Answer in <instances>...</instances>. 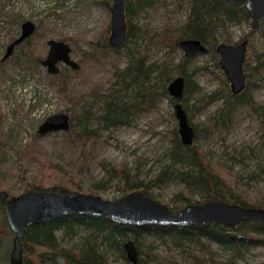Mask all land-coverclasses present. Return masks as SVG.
I'll return each instance as SVG.
<instances>
[{
    "label": "rangeland",
    "instance_id": "rangeland-1",
    "mask_svg": "<svg viewBox=\"0 0 264 264\" xmlns=\"http://www.w3.org/2000/svg\"><path fill=\"white\" fill-rule=\"evenodd\" d=\"M135 1L127 0V3L136 8ZM161 2L150 9L137 8L138 12L129 19L134 32L132 40L119 51H113L109 45L101 46L111 33L112 22L111 11L103 0H0V13L7 11L5 19L0 15V61L8 43L18 37L21 23L31 19L37 24L30 42L19 45L0 63V189H7L13 195L24 192L25 178L21 170L24 167L43 169L46 163H51L70 170L79 179L81 191L93 190L92 193L102 198L114 200L128 191L123 176L112 168L126 166L132 179L150 184L151 196L176 211L186 204V200H182L186 195L189 203L202 201L200 195L189 194L181 182H154L162 164L168 163L173 130L178 128L175 106L168 97L158 99L154 107L134 115L129 124L100 129V135L77 137L72 132H38L44 119L56 112H68L73 122L74 115L85 110L101 114L105 103L103 95L117 87L116 73L127 66L128 47L137 45L138 52L146 54L149 62L169 56L177 62L184 56L180 48L168 49L171 52L168 53L159 40L167 32L172 36L178 33L177 28L187 19L189 0H166V5ZM248 22L227 26L219 35L237 43L250 29ZM259 24L249 37L244 67L248 92L256 107L240 105L226 128L210 127L211 115L220 106L229 82L216 64L218 55L209 52L196 54L186 63L188 73L197 67L193 75L197 88L185 105L190 123L197 128L195 144L207 160L224 166L218 170L234 185L233 191L255 206L264 205V172L258 171L256 179H249L244 167L258 165L264 170V125L261 124L264 120V64L261 57L258 58L264 21ZM151 36L153 39L148 40ZM52 37L65 39L72 45L71 56L79 62L80 68L74 70L60 63L61 72L53 74L41 64L24 69L25 59L33 53L39 57L46 55L47 41ZM213 91L219 94L216 100L205 102ZM91 124L98 123L92 120ZM11 233L4 207L0 206V264H10L9 258L2 257L8 246L11 249ZM59 240L60 246L67 249L78 242V238L71 237ZM142 244L140 255L144 264H264V245L236 257L214 243L200 247L187 241L178 246L149 237L143 239ZM111 254L110 263L122 264L117 254Z\"/></svg>",
    "mask_w": 264,
    "mask_h": 264
},
{
    "label": "trees",
    "instance_id": "trees-1",
    "mask_svg": "<svg viewBox=\"0 0 264 264\" xmlns=\"http://www.w3.org/2000/svg\"><path fill=\"white\" fill-rule=\"evenodd\" d=\"M164 1L166 0H136V8H131L126 0V19L129 20L131 15L138 12L137 8L150 9L155 7L157 2L166 5ZM103 3H107L106 0H103ZM187 7V19L177 28L178 33L172 36L167 32L159 40L160 45L162 47L166 46L167 50L174 51L178 49L179 42L184 37H194L200 39L202 43L204 42L207 52L215 53L214 47L217 42L231 40L230 37L219 35L224 31L225 27L241 22L247 23L249 20L240 0L235 2L189 0ZM6 14L7 11L0 13V15L4 16L2 19L6 18ZM128 23L129 32L123 45L113 47L108 43L107 38L102 42L101 46L105 48L109 45L113 51H119V48L127 46L134 35L131 21L129 20ZM259 25L258 27H260ZM253 31L248 30L245 36H250ZM261 37L259 46L261 51L258 54V58L261 57L264 64V32ZM151 39H153L152 36L148 38V40ZM29 42L30 39L19 45L23 46ZM138 50L137 45L128 47L130 56L127 66L116 73L118 79L116 82L117 87L109 94L103 95L105 103L101 109V114L94 115L91 110H85L84 113L74 115L75 122L71 121L70 128L67 131H63L64 134L72 132L77 137L100 135V129L106 130L112 125L129 124L134 115L146 111L149 107H154L158 99L165 97L170 98L174 106V100L167 91V84L179 74L185 77L186 87L182 104L188 111L187 106H185L186 102L190 94L194 93L197 88L193 76L194 72L197 71V67H194L189 73L186 67V63L193 57L187 58L183 56L176 62L174 57L169 56L161 61L153 59L149 62L148 56L140 54ZM168 53L171 52L169 51ZM42 58L33 53V55L25 59L24 69L30 70L32 67L38 66ZM2 62L0 61V63ZM224 94L221 98L220 106L217 107L210 118V127L214 130L226 128L225 126L234 117V110L240 105L256 107L251 93L248 92V82L239 94L231 93L229 89ZM218 95V93L213 91L204 100L207 103L213 102ZM92 120L97 121L98 124L93 126L94 124H91ZM261 124L264 125L263 119ZM192 128H194V141L191 145L184 144L179 136V128H174L171 138L172 146L168 150V163L162 164L154 182L158 183L164 180L181 182L185 185V189L188 190L189 194L200 195L202 201L211 198L223 199L227 202L255 207V204L246 203L240 194L233 191L234 185H231V182L219 171L224 166L221 165V167L207 160L205 153L195 144L198 135L197 128L193 125ZM1 139L2 133L0 132V141ZM262 167L258 165L253 168L244 167L246 177L256 179L259 176L258 171L264 172ZM112 170L123 176L126 191L138 189L151 196V185L144 184L138 178L136 180L132 179L126 166L113 167ZM21 172L23 178H25L24 191L26 189H50L58 192H70V190L78 189L81 191L83 189L79 179L70 170L58 164L46 163L43 169L24 167ZM92 192L93 190L89 191V193ZM189 199V196L186 195L182 200H186V204H190ZM257 206L264 208V205L261 204ZM234 226L233 229H229L218 223L209 222L201 226H183L182 228L151 224L137 227L113 222L106 217H90L86 215L60 217V219L39 223L28 228L23 240V257L25 264H113L109 261V254L112 253L111 255L117 254L122 259V264H134L127 258V252H125L124 248V243L129 237L136 242L139 254H141L143 245L142 240L149 237H153L154 240L163 243L174 242L178 246H183L187 241L193 244L197 243L200 247H207L214 243L217 247L229 251L236 257H241L246 251L257 247V245H264V222L248 219ZM61 237L78 238V242L73 243L71 248L67 249L62 245L60 246L59 239ZM9 248L8 246L3 253L4 256L2 258L5 260L9 257L11 250ZM137 264H144L141 261V255H139Z\"/></svg>",
    "mask_w": 264,
    "mask_h": 264
},
{
    "label": "water",
    "instance_id": "water-1",
    "mask_svg": "<svg viewBox=\"0 0 264 264\" xmlns=\"http://www.w3.org/2000/svg\"><path fill=\"white\" fill-rule=\"evenodd\" d=\"M235 2L236 0H219ZM246 14L250 18V26L258 27L264 19V0H241ZM111 11V26L108 42L113 47L123 45L128 36V20H126V0L107 1ZM21 31L17 38L8 43L2 60H6L19 43L27 40L34 33L36 24L33 20L21 23ZM247 40L236 44L219 42L215 46L218 53L219 66L230 85V91L239 93L245 85V74L242 70L243 58L246 53ZM49 49L41 61L49 73H59V64L71 68H80L79 62L71 56L72 45L65 39L52 37L47 41ZM179 47L184 57H192L196 53L206 52V46L200 39H181ZM169 96L174 100L175 116L178 118L179 136L183 143L191 145L194 141V128L189 121L185 107L182 104L186 87L182 74L175 76L167 84ZM68 112H56L49 115L41 123L38 132L67 131L72 124ZM0 206L4 207L7 223L10 226L13 239L9 253L10 264H25L23 257V240L28 228L39 223L70 216L106 217L109 220L125 225H156V226H201L215 222L221 226L233 229L235 224L245 220H260L264 222V208L231 203L225 200L211 198L200 203L185 204L180 210L174 211L171 206L146 195L142 190H133L117 199L102 198L99 194H90L79 190L55 191L26 189L13 195L7 189H0ZM127 258L134 264L139 261V252L133 238H127L124 243Z\"/></svg>",
    "mask_w": 264,
    "mask_h": 264
},
{
    "label": "flooded vegetation",
    "instance_id": "flooded-vegetation-1",
    "mask_svg": "<svg viewBox=\"0 0 264 264\" xmlns=\"http://www.w3.org/2000/svg\"><path fill=\"white\" fill-rule=\"evenodd\" d=\"M240 1H241V0H240ZM241 2H242V1H241ZM248 17H249V16H248ZM126 20H127V19H126ZM261 20H264V19H261ZM261 20H260V21H261ZM260 21H259V23H260ZM249 22H250V18H249ZM249 22H248V23H249ZM259 23H258V25H259ZM248 25L250 26V24H248ZM110 26H111V25H110ZM257 28H258V27H257ZM257 28H254V29H253V28L250 26V29H249V30H252V31H253V30L257 29ZM36 29H37V24H36ZM36 29H35V31H36ZM128 29H129V23H128ZM20 31H21V30H20ZM35 31H34V33H35ZM34 33H33V34H34ZM19 34H20V32H19ZM19 34H18V35H19ZM33 34H32V35H33ZM32 35L30 36V38L32 37ZM250 35H252V34H250ZM249 37H250L249 35L246 37L245 34H243V35L240 37L241 39H240L239 41H237V42H240V41H243V40H247V43H246V48H247V47H248V43H249ZM30 38H29V39H30ZM108 38H109V37H108ZM187 38H188V37H187ZM27 40H28V39H27ZM25 41H26V40H25ZM200 41H201V40H200ZM23 42H24V41H23ZM219 42H224V41H219ZM219 42H217V44H218ZM226 42H227V43H231V42H229V41H226ZM226 42H224V43H226ZM21 43H22V42H21ZM21 43H19V44H21ZM108 43H109V42H108ZM201 43H202V41H201ZM109 44H110V43H109ZM202 44H204V42H203ZM217 44H216V45H217ZM231 44H236V43H231ZM204 45H205V44H204ZM216 45H215V46H216ZM18 46H19V45H18ZM18 46H17V47H18ZM205 46H206V45H205ZM179 48H180V47H179ZM180 49H181V48H180ZM206 50H207V47H206ZM214 50H215V47H214ZM207 51H208V50H207ZM207 51H206V52H207ZM247 51H248V48L246 49V53H245V56H244V58H243V60H244V61H243V64H242V70H243V71H244L245 64H246V62H247V59H246ZM204 53H205V52H204ZM204 53H203V54H204ZM215 53L218 55V53H217L216 50H215ZM196 54H201V53H196ZM196 54H194V55H196ZM194 55H193V56H194ZM193 56H192V57H193ZM43 58H44V57H43ZM43 58H42V59H43ZM189 58H190V57H189ZM41 61H42V60H41ZM40 64H41V62H40ZM217 64H218V66H219L218 57H217ZM41 65H43V64H41ZM79 65H80V64H79ZM43 66H44V65H43ZM44 67H45V66H44ZM219 67H220V66H219ZM45 68H46V67H45ZM220 69H221V68H220ZM47 71H48V70H47ZM221 71H222V70H221ZM60 72H61V70H60ZM223 73H224V72H223ZM244 74H245V71H244ZM224 75H225V74H224ZM225 78H226V77H225ZM226 80H227V82H228V79H226ZM245 82H246V74H245ZM246 85H247V82H246ZM246 85H245V87H246ZM245 87H244V88H245ZM244 88H243V89H244ZM229 89H230V85H229ZM243 89H242V90H243ZM242 90H241V91H242ZM184 91H185V90H184ZM241 91H239V92H241ZM230 92H231V91H230ZM231 93H232V92H231ZM237 94H239V93H237ZM10 251H11V250H10ZM8 258H9V257H8ZM9 261H10V258H9Z\"/></svg>",
    "mask_w": 264,
    "mask_h": 264
},
{
    "label": "bare ground",
    "instance_id": "bare-ground-1",
    "mask_svg": "<svg viewBox=\"0 0 264 264\" xmlns=\"http://www.w3.org/2000/svg\"><path fill=\"white\" fill-rule=\"evenodd\" d=\"M182 39H184V38H182Z\"/></svg>",
    "mask_w": 264,
    "mask_h": 264
}]
</instances>
